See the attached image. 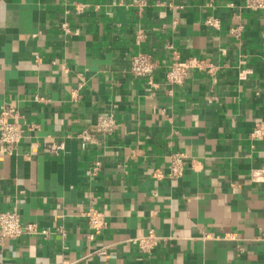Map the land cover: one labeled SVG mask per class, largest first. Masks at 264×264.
Wrapping results in <instances>:
<instances>
[{
  "label": "crops",
  "instance_id": "obj_1",
  "mask_svg": "<svg viewBox=\"0 0 264 264\" xmlns=\"http://www.w3.org/2000/svg\"><path fill=\"white\" fill-rule=\"evenodd\" d=\"M139 52L159 61L156 87L130 73ZM190 57L200 65L168 83L171 62ZM6 103L26 134L11 152L0 143V211L37 231L0 240V264H264V137L250 135L264 121V10L0 0ZM103 115L112 132L97 129ZM176 152L185 166L170 176ZM91 207L107 222L98 235ZM151 231L159 243L142 250Z\"/></svg>",
  "mask_w": 264,
  "mask_h": 264
},
{
  "label": "built area",
  "instance_id": "obj_2",
  "mask_svg": "<svg viewBox=\"0 0 264 264\" xmlns=\"http://www.w3.org/2000/svg\"><path fill=\"white\" fill-rule=\"evenodd\" d=\"M82 4H78L77 8L83 9ZM244 7L250 10H264V0H244ZM207 22L211 25H217L215 18L207 19ZM66 27V25H65ZM197 57H190L188 59L175 58L171 62L169 70L166 72V80L172 85H179L184 83L187 77L190 75L193 68L200 65ZM160 67L159 61L151 53L139 52L133 55L131 59L130 73L133 77H144L148 80V83L156 87L157 84L154 81L155 75ZM21 113L11 104L6 103L0 109V143L6 147L8 151H13L18 147L22 138L26 134V129L21 121ZM116 120L113 116L103 115L97 122V129L100 132H112L115 128ZM251 137L261 139L264 137V121H258L255 123L253 130L251 131ZM82 139L89 140V136L86 131L82 133ZM60 146H52L53 149H58ZM184 158L183 153L176 152L172 155L170 163V176H179L184 170ZM99 168V163L94 167V174ZM158 176H162V173H158ZM82 214L86 217L89 227L92 229V235H98L102 233L106 227L107 222L104 217V213L94 207L88 210L82 211ZM37 231L35 223H25L20 217V214L16 210H2L0 211V240L16 239L24 233H34ZM160 237L153 231L148 235L140 237L138 240L139 247L142 250L150 251L155 245L159 243ZM100 254H106V250L100 251Z\"/></svg>",
  "mask_w": 264,
  "mask_h": 264
}]
</instances>
